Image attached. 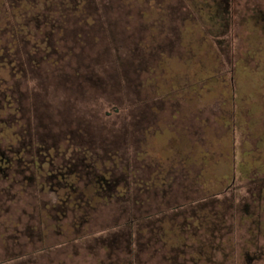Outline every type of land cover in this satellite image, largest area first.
I'll list each match as a JSON object with an SVG mask.
<instances>
[{"label":"rangeland","instance_id":"1","mask_svg":"<svg viewBox=\"0 0 264 264\" xmlns=\"http://www.w3.org/2000/svg\"><path fill=\"white\" fill-rule=\"evenodd\" d=\"M80 1L48 61L0 66V155L44 148L79 199L99 175L120 197L94 201L77 228L69 213L35 224L65 189L37 195L28 168L4 170L0 264H247L264 225V0ZM159 80L196 92L161 101ZM129 213L147 218L116 227Z\"/></svg>","mask_w":264,"mask_h":264},{"label":"trees","instance_id":"2","mask_svg":"<svg viewBox=\"0 0 264 264\" xmlns=\"http://www.w3.org/2000/svg\"><path fill=\"white\" fill-rule=\"evenodd\" d=\"M79 3L82 2L80 0H0V66L5 67L9 76L15 74L16 70L21 73L23 69L19 66L25 68L26 64L32 65L36 63L37 58H41L43 61L49 60L47 59L48 56L50 58L52 50L55 51V47L51 42L52 39L55 36L58 38L63 36L62 33L66 30L65 19L68 17L67 14L75 4ZM43 44L46 45L47 49H44L46 53L43 52ZM39 52L44 54L39 57ZM157 82L153 86V91L155 97L160 98L161 101H168L176 91H187L193 94L196 92L195 86L178 88L170 85V88L163 89L160 80ZM4 100L9 101L11 98L8 94H5ZM169 112L177 113V110L172 109ZM39 149L35 150V153L32 152V154L30 152L28 156H25L26 149H23V147L14 150L8 157H4V154L0 155V176L4 170L9 172L12 169V175H19L20 167H24L28 168L30 173L25 182L28 181L34 185L35 191H38L37 195L44 193L46 189L50 194L55 192L56 185H61V190L65 189L63 195L58 198L59 200L54 205H39L38 203L35 206L34 210L36 209L37 213L35 224L45 223L55 228H61L63 226L62 222L70 218L69 223L77 228V226L87 223L88 214L82 213V210L90 208L94 201L98 202L100 200L103 204H106L107 200L114 201L120 197L119 191L121 188L117 181L108 179L105 175H99L92 183L94 191L91 197L84 196L83 199H79L77 189L69 182V179L73 176L68 171L69 167L57 164L55 155L48 154L49 152H46L44 148ZM8 152H10V149H7ZM43 170H45L46 175H44ZM159 178L154 181H140L137 187L141 192H148L153 187H159L160 184L163 186L165 182L158 181ZM156 182H159V185L156 186ZM135 204L137 205V202ZM145 205L150 208L148 200L144 198L141 200V206ZM68 213L70 214L69 218H67ZM128 215L129 217L125 221L116 224V227L123 226L131 230L138 221L147 218L146 216L143 217L144 215L140 218H133L134 213ZM192 226V224L185 223L181 228L189 229ZM148 242L149 240H144V243L148 244ZM137 243L140 248V243L143 242L137 240Z\"/></svg>","mask_w":264,"mask_h":264},{"label":"flooded vegetation","instance_id":"3","mask_svg":"<svg viewBox=\"0 0 264 264\" xmlns=\"http://www.w3.org/2000/svg\"><path fill=\"white\" fill-rule=\"evenodd\" d=\"M227 233L232 234L233 227H227ZM250 228L247 229L246 234H249ZM254 234H252L251 238H248L249 241L255 243V247L251 249V252H246V257H249L246 261L247 264H258L259 262L264 263V225L257 224L254 229ZM254 245V244H253Z\"/></svg>","mask_w":264,"mask_h":264}]
</instances>
